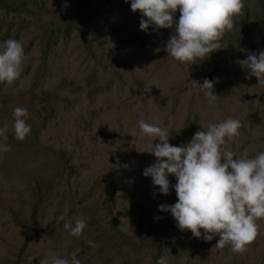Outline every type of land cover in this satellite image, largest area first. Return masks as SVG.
Here are the masks:
<instances>
[{"label":"rangeland","instance_id":"obj_1","mask_svg":"<svg viewBox=\"0 0 264 264\" xmlns=\"http://www.w3.org/2000/svg\"><path fill=\"white\" fill-rule=\"evenodd\" d=\"M130 3L11 0L9 12L0 1V46L16 39L25 54L22 85H2L0 94L37 124L26 140L14 137L29 153L0 159V186L12 193H0V264H51L53 255L70 259L77 249L81 264H156L160 257L168 264H264V218L247 251L234 253L230 243L215 247L218 235L206 241L201 229L196 238L159 210L177 202V181L169 174L163 195L143 175L156 162L151 144L160 141L138 126L143 119L168 128L169 143L180 146L208 123L232 117L242 127L225 147L249 158L264 152V85L242 63L264 50V0H245L221 48L191 65L166 51L175 25L142 31V14ZM204 79L213 82L215 103L192 84ZM36 162L43 170L32 176ZM64 183L87 204L82 239L64 228L72 216L56 196Z\"/></svg>","mask_w":264,"mask_h":264},{"label":"clouds","instance_id":"obj_2","mask_svg":"<svg viewBox=\"0 0 264 264\" xmlns=\"http://www.w3.org/2000/svg\"><path fill=\"white\" fill-rule=\"evenodd\" d=\"M0 1L2 8L14 12L11 0ZM244 7L245 0H131L130 3L133 12L142 14L139 23L142 31H147L150 25L157 29H171L175 25L166 51L175 60L190 62V65L221 48V39L226 31L234 28L235 18L243 15ZM177 9L180 15L175 21ZM24 57L21 42L11 38L3 42L0 46V88L2 85H22L19 78ZM242 63L249 70V76H255L258 84L264 85V50L259 54L250 53ZM192 84L204 92L210 103L219 98L213 94L212 81L204 79L200 85L193 80ZM29 115L27 108L14 107L0 94V137L3 138H0V159L8 160V163L16 162L31 151L17 141L26 140V136L37 126L32 124L31 118L27 119ZM48 123L44 120L42 128ZM138 126L143 135L151 137L152 141H160L152 142L149 152L156 157V162L145 168L143 175L150 176L163 195L169 193V174L174 175L177 181L173 186L177 202L160 205L159 210L170 211L178 228L190 230L196 238L201 236V229L206 241L218 235L215 247L223 248L230 243L234 253L247 251V246L260 234L257 220L264 218V152L249 158L247 153L237 156L225 147L227 141L240 135L241 121L228 117L219 123L210 122L206 128L198 130L190 142L180 146L169 143L168 128L143 119L138 121ZM42 166L36 162L31 175H38L43 170ZM40 182L37 180L34 184ZM44 183L49 189V183ZM20 187L26 188L23 185ZM107 190L113 197L115 183H108ZM0 193L6 199L12 196L4 185L0 186ZM56 196H61L59 207H63L62 212L72 213L73 223L65 222L64 228L70 230V235L82 239L88 222L86 201L66 188V183L63 193ZM78 252L79 249L73 252L70 259L53 255L51 264H81L77 259ZM43 264H48V261ZM156 264H168L167 258L160 257Z\"/></svg>","mask_w":264,"mask_h":264},{"label":"trees","instance_id":"obj_3","mask_svg":"<svg viewBox=\"0 0 264 264\" xmlns=\"http://www.w3.org/2000/svg\"><path fill=\"white\" fill-rule=\"evenodd\" d=\"M215 74H212L211 76H214ZM70 221H72V223H73V220H72V217H71V220Z\"/></svg>","mask_w":264,"mask_h":264}]
</instances>
